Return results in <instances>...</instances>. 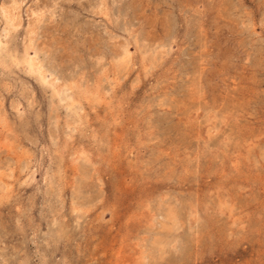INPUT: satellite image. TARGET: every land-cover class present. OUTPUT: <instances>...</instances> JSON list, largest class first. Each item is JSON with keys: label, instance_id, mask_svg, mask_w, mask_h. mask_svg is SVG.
I'll list each match as a JSON object with an SVG mask.
<instances>
[{"label": "rangeland", "instance_id": "1", "mask_svg": "<svg viewBox=\"0 0 264 264\" xmlns=\"http://www.w3.org/2000/svg\"><path fill=\"white\" fill-rule=\"evenodd\" d=\"M0 264H264V0H0Z\"/></svg>", "mask_w": 264, "mask_h": 264}, {"label": "bare ground", "instance_id": "2", "mask_svg": "<svg viewBox=\"0 0 264 264\" xmlns=\"http://www.w3.org/2000/svg\"><path fill=\"white\" fill-rule=\"evenodd\" d=\"M10 17V16H9ZM13 17V16H12ZM13 19V18H12ZM12 21V20H11ZM126 53V52H125ZM31 65H34V59L32 58V60L29 62ZM37 64L38 63H36V66H37ZM42 66V65H41ZM33 67H35V66H33ZM30 69H31V67H30ZM41 69V68H40ZM33 71V70H32Z\"/></svg>", "mask_w": 264, "mask_h": 264}]
</instances>
